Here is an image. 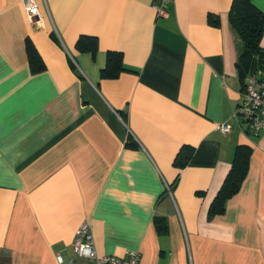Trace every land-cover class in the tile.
Here are the masks:
<instances>
[{
    "label": "crops",
    "instance_id": "crops-1",
    "mask_svg": "<svg viewBox=\"0 0 264 264\" xmlns=\"http://www.w3.org/2000/svg\"><path fill=\"white\" fill-rule=\"evenodd\" d=\"M23 1L0 0V264L73 261L83 221L99 255L264 264V131L249 135L233 114L232 0H172L165 17L155 0H34L33 21ZM251 2L264 13V0ZM81 36L96 48H79ZM108 51L121 53L115 77L101 75ZM240 145L247 173L210 215Z\"/></svg>",
    "mask_w": 264,
    "mask_h": 264
},
{
    "label": "trees",
    "instance_id": "trees-1",
    "mask_svg": "<svg viewBox=\"0 0 264 264\" xmlns=\"http://www.w3.org/2000/svg\"><path fill=\"white\" fill-rule=\"evenodd\" d=\"M228 18L235 35L242 44L238 52L236 67L243 89L246 76L254 74L258 69L264 67V49L260 47V40L262 33H264V13L256 8L251 0H232ZM208 21L213 25L218 23L217 17L213 15H209ZM77 45L81 49H91L93 51L97 46V41L95 37L81 36ZM26 49L30 69L33 72L40 71L43 68V63L36 49L31 43H27ZM123 69L121 53L108 51L106 65L101 70V75L104 77H115ZM191 153V148L186 150L185 161ZM249 155V146L240 145L236 148L231 168L211 203L210 215L222 213L226 199L239 190L248 170ZM185 161L182 165L185 164ZM154 223L159 234H166L167 223L165 217H156Z\"/></svg>",
    "mask_w": 264,
    "mask_h": 264
},
{
    "label": "built area",
    "instance_id": "built-area-1",
    "mask_svg": "<svg viewBox=\"0 0 264 264\" xmlns=\"http://www.w3.org/2000/svg\"><path fill=\"white\" fill-rule=\"evenodd\" d=\"M172 0H155L154 8L160 17L168 15L167 6ZM24 7L29 19L34 20L38 15V6L34 0H24ZM242 101L234 110V117H241L245 123V132L256 136L264 131V67L254 74L246 76L241 92ZM223 132L229 130V126H218ZM73 261H64L61 256L56 257V264H139L141 254L137 250L127 249L122 256L99 255L94 246L91 225L83 221L76 230L72 243Z\"/></svg>",
    "mask_w": 264,
    "mask_h": 264
}]
</instances>
